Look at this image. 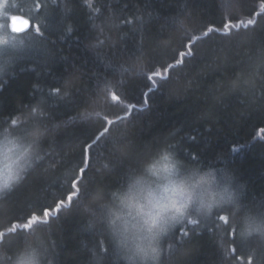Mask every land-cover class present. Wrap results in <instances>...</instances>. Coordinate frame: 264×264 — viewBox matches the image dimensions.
Returning <instances> with one entry per match:
<instances>
[{"label":"trees","instance_id":"trees-1","mask_svg":"<svg viewBox=\"0 0 264 264\" xmlns=\"http://www.w3.org/2000/svg\"><path fill=\"white\" fill-rule=\"evenodd\" d=\"M14 14L32 25L0 58V123L42 99L56 168L42 161L0 197V247L12 252L36 225L55 241L54 264H94L103 247L112 264L81 204L165 138L186 160L221 155L246 184L245 207L264 210V0H26ZM104 162L112 171L98 173ZM230 211L177 228L163 264H264V245L230 238Z\"/></svg>","mask_w":264,"mask_h":264},{"label":"clouds","instance_id":"clouds-1","mask_svg":"<svg viewBox=\"0 0 264 264\" xmlns=\"http://www.w3.org/2000/svg\"><path fill=\"white\" fill-rule=\"evenodd\" d=\"M10 44L0 37V46ZM8 67L0 64L5 83ZM46 116L38 99L0 123V197L14 191L42 161L41 172L55 171L56 165L46 161L45 141L52 139L49 126L42 123ZM96 171L112 169L104 162ZM245 191L246 184L221 155L208 163L186 160L177 143L165 138L126 166L117 183L96 184L81 209L89 230L98 228L111 245L112 264H163L174 247L168 237L177 228L207 221L221 209L231 210L223 213L232 222L230 238L264 245V210L245 207ZM54 244L49 231L33 225L12 252L0 247V264H54ZM234 247L223 246L225 259ZM106 253V247L92 250L94 264H103Z\"/></svg>","mask_w":264,"mask_h":264},{"label":"rangeland","instance_id":"rangeland-1","mask_svg":"<svg viewBox=\"0 0 264 264\" xmlns=\"http://www.w3.org/2000/svg\"><path fill=\"white\" fill-rule=\"evenodd\" d=\"M26 0H0V37H6L11 41L10 45L0 46V58L6 48H16L20 38L10 28L9 22L17 5L24 4Z\"/></svg>","mask_w":264,"mask_h":264},{"label":"water","instance_id":"water-1","mask_svg":"<svg viewBox=\"0 0 264 264\" xmlns=\"http://www.w3.org/2000/svg\"><path fill=\"white\" fill-rule=\"evenodd\" d=\"M10 27L17 33H23L31 28V21L21 15H14L9 22Z\"/></svg>","mask_w":264,"mask_h":264},{"label":"snow or ice","instance_id":"snow-or-ice-1","mask_svg":"<svg viewBox=\"0 0 264 264\" xmlns=\"http://www.w3.org/2000/svg\"><path fill=\"white\" fill-rule=\"evenodd\" d=\"M82 171H84L83 169H82ZM221 219H224L223 217H221Z\"/></svg>","mask_w":264,"mask_h":264},{"label":"flooded vegetation","instance_id":"flooded-vegetation-1","mask_svg":"<svg viewBox=\"0 0 264 264\" xmlns=\"http://www.w3.org/2000/svg\"><path fill=\"white\" fill-rule=\"evenodd\" d=\"M14 15V14H13Z\"/></svg>","mask_w":264,"mask_h":264}]
</instances>
